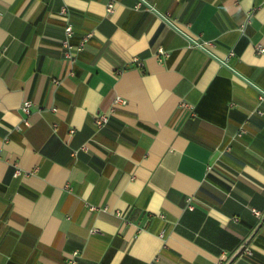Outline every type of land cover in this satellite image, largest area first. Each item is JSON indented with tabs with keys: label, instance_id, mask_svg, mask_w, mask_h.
Masks as SVG:
<instances>
[{
	"label": "crops",
	"instance_id": "1",
	"mask_svg": "<svg viewBox=\"0 0 264 264\" xmlns=\"http://www.w3.org/2000/svg\"><path fill=\"white\" fill-rule=\"evenodd\" d=\"M257 45L264 0H0V264H264Z\"/></svg>",
	"mask_w": 264,
	"mask_h": 264
},
{
	"label": "built area",
	"instance_id": "2",
	"mask_svg": "<svg viewBox=\"0 0 264 264\" xmlns=\"http://www.w3.org/2000/svg\"><path fill=\"white\" fill-rule=\"evenodd\" d=\"M114 5H115V0H106V11H107L108 14L113 12ZM57 14H58L59 18L63 22L64 38L60 40V46H61L62 54H63L64 59H66L70 63H73L75 61L76 57H77V54L83 50V46H84V43L86 42L87 38L85 37L77 45H73L71 43V39H72V36H73V27H72V24L69 21L70 11H69L68 7L66 5H63L59 9ZM246 22H248V19H247ZM246 22L243 23L242 25H240V27H239V32L240 33L243 32ZM255 50L258 53H262V52H264V47H262L261 45H257L255 47ZM233 55H234L233 51L230 50L228 52L227 57H226L225 60L228 61V59L231 56H233ZM54 83L57 84L58 81L54 80ZM259 100L260 101L264 100V93L260 94ZM119 101L120 100L117 98L115 100V103H118ZM182 105L185 106L184 103ZM31 106H32V103L30 101H25V102L22 103V105L20 107L21 112L25 116L22 119V122H23V124L25 126L29 125V123H28V121L26 119V116L29 115ZM112 112L113 111L111 109L107 113L106 112H97L94 115V119H93L94 125L97 128L104 127L107 124L108 120H109L110 113H112ZM256 112L259 113V114H262L261 111H259V110H257ZM16 129H18V127H16ZM245 132H246L245 129L243 127H240L238 129L237 136L240 137V136L244 135ZM251 211L256 217L262 218V214L259 211L255 210L253 208H252ZM244 252L247 253V254H250V250L247 249V248L244 249ZM73 256H76V253H73ZM155 262H156V259H155V261L152 262V264H155ZM69 264H75V260L71 259L69 261Z\"/></svg>",
	"mask_w": 264,
	"mask_h": 264
}]
</instances>
